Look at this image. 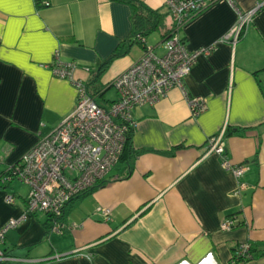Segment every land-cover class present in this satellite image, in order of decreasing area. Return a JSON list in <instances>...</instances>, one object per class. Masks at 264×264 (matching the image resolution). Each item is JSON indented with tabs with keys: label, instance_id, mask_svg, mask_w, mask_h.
I'll list each match as a JSON object with an SVG mask.
<instances>
[{
	"label": "crops",
	"instance_id": "1",
	"mask_svg": "<svg viewBox=\"0 0 264 264\" xmlns=\"http://www.w3.org/2000/svg\"><path fill=\"white\" fill-rule=\"evenodd\" d=\"M139 1L167 14L163 31L170 32L166 0ZM260 1L217 0L187 22L182 34L189 51L214 47L185 79L188 95L204 98L207 110L193 119L176 88L155 106L136 108L132 144L138 155L131 174L118 178L129 171L119 164L92 193L72 201L61 219L62 234L50 232L44 213L28 214L0 241L8 262L264 264V11L236 43L224 40L239 11ZM131 17V6L118 0H51L43 9L35 0L0 5V175L76 107V87L53 74L57 59L75 62V76L87 87L92 71L123 44L122 56L93 85L104 93L97 100L101 106L116 100L117 93L110 98L107 91L145 49L127 41ZM156 33L161 41L150 43ZM167 40L157 31L146 44L161 56ZM215 136L222 137L233 165H248L242 179L248 189L241 194L233 173L208 152L207 141ZM27 195L0 183V229L22 217ZM100 209L110 210L108 218ZM231 216L238 225L223 230ZM244 242L251 244L253 259L234 263Z\"/></svg>",
	"mask_w": 264,
	"mask_h": 264
},
{
	"label": "built area",
	"instance_id": "2",
	"mask_svg": "<svg viewBox=\"0 0 264 264\" xmlns=\"http://www.w3.org/2000/svg\"><path fill=\"white\" fill-rule=\"evenodd\" d=\"M217 0H166L165 6L172 18V27L167 40V51L158 55L146 44L142 57L113 83L117 98L108 107L98 104L83 82L75 76L78 65L57 59L52 66L55 77L70 81L77 90L76 107L48 135L41 136L38 143L19 161L9 165L0 175L3 186L18 181L29 187L26 210L19 219L9 220L0 229V241L7 232L17 229L28 214L44 213L50 219V232L62 234L65 224L61 221L71 201L103 182L119 165L124 152L127 134L136 127L133 111L140 107H153L172 89H179L187 99L191 117L197 119L207 110L206 100L190 97L185 88V79L201 56H208L214 47L189 51L182 31L187 22L208 5ZM42 6H51L50 0H35ZM264 11V0L247 11H239V20L224 37L236 43L245 28ZM209 153L218 155L223 167L233 173L238 181L236 194L248 189L242 181L248 171L247 164L233 165L226 155L221 136L207 141ZM14 202V196L6 198ZM105 218L109 209H100ZM238 225L236 216L223 220L221 228L231 230ZM56 258H59L57 255ZM253 259L252 246L242 243L236 250L233 262ZM11 258L0 250V262Z\"/></svg>",
	"mask_w": 264,
	"mask_h": 264
},
{
	"label": "trees",
	"instance_id": "3",
	"mask_svg": "<svg viewBox=\"0 0 264 264\" xmlns=\"http://www.w3.org/2000/svg\"><path fill=\"white\" fill-rule=\"evenodd\" d=\"M118 1L129 4L132 9V17H131L132 29L129 34V37L127 38L129 44L137 43L145 48V44L144 42L141 41V39L142 38L146 39V37L157 31H161L162 36L164 38L169 37L170 32L163 31L165 27L164 19L166 18L167 14H165L161 10L151 9L148 6H146L144 3L140 2L139 0H118ZM36 5L39 9L50 7V6L48 7L42 6L39 2L38 3L36 2ZM122 48H123V44H120L108 59L103 61L96 70L92 71L93 79L92 82L87 85V89L89 94L93 98H95L98 104L99 102L97 100L104 97V93L100 85L96 86V88H94L93 85L96 82V80H98L100 76L105 72V70L110 66L113 60L122 56V54L124 53L122 51ZM132 133L133 130H130L127 134V141L124 148V152L119 161V164L126 165L127 169L129 167V171L126 172L125 174L119 172L118 178H122L123 176L128 177L131 174L132 162L138 155L137 151L133 148ZM99 186L100 184L94 187L93 189H91L90 191L75 197L72 201H74L76 198L89 195ZM0 264H15V263L6 261V262H0Z\"/></svg>",
	"mask_w": 264,
	"mask_h": 264
},
{
	"label": "rangeland",
	"instance_id": "4",
	"mask_svg": "<svg viewBox=\"0 0 264 264\" xmlns=\"http://www.w3.org/2000/svg\"><path fill=\"white\" fill-rule=\"evenodd\" d=\"M154 40H158L159 42L160 40V35L159 33H156L154 35L151 36L150 38V43H152ZM163 44V43H162ZM115 92L116 90L114 88H111L107 91V97L113 98L115 96ZM14 184V187L16 188V190L21 194V195H27L29 192V187L25 184H21L18 181H14L12 183V185Z\"/></svg>",
	"mask_w": 264,
	"mask_h": 264
},
{
	"label": "snow or ice",
	"instance_id": "5",
	"mask_svg": "<svg viewBox=\"0 0 264 264\" xmlns=\"http://www.w3.org/2000/svg\"><path fill=\"white\" fill-rule=\"evenodd\" d=\"M5 2V0H0V5H2Z\"/></svg>",
	"mask_w": 264,
	"mask_h": 264
}]
</instances>
